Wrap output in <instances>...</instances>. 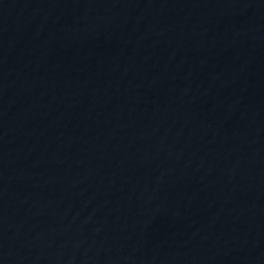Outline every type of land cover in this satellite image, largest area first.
Returning a JSON list of instances; mask_svg holds the SVG:
<instances>
[{
    "label": "water",
    "instance_id": "water-1",
    "mask_svg": "<svg viewBox=\"0 0 264 264\" xmlns=\"http://www.w3.org/2000/svg\"><path fill=\"white\" fill-rule=\"evenodd\" d=\"M0 264H264V0H0Z\"/></svg>",
    "mask_w": 264,
    "mask_h": 264
}]
</instances>
